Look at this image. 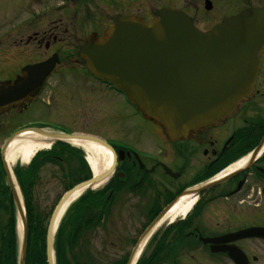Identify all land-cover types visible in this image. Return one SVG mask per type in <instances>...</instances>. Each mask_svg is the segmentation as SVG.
Wrapping results in <instances>:
<instances>
[{"label":"flooded vegetation","instance_id":"af4514ba","mask_svg":"<svg viewBox=\"0 0 264 264\" xmlns=\"http://www.w3.org/2000/svg\"><path fill=\"white\" fill-rule=\"evenodd\" d=\"M69 1L73 7L67 8L64 17L47 21L46 28L34 30L26 41L33 43L35 49L43 48L44 54L59 55L60 64L54 71L62 66L81 65L77 58H72L76 54L73 46L57 47L60 37L72 33L69 27L76 16L86 22L89 11L101 14L102 21L91 31L99 35L116 15L134 14L127 12L135 0H120L118 4L116 0ZM214 1L181 0L184 6L176 8L193 20L190 9L203 13L207 3L216 7ZM121 5L126 9L121 10ZM250 8L264 10V0L246 2L235 12L221 14L219 22ZM155 11L143 9L136 16L150 20ZM4 80L13 78L0 79ZM86 81L102 87L116 99L111 114L100 115L96 122L90 123L106 133L93 136L112 150L115 160L113 169L105 174L108 185L101 193L108 202L102 207L87 205L86 220L75 232L77 238L85 240L83 245L98 246L97 250L103 254L108 252L104 258H93L113 264H128L133 259L139 264H235V261L264 264V46L258 54L249 99L241 102L230 118L177 142H171L158 126L145 120L113 87L94 78ZM26 109L24 105L11 108L0 116L12 111L22 114ZM39 125L27 124L14 130ZM109 133L115 134L114 137ZM2 171L0 160V264H20L11 194L5 189ZM184 200L192 202L189 211L173 220L165 219ZM126 204L132 209L133 220L116 227V209ZM160 215L165 222L155 224ZM37 249L27 243L23 264H48L45 247L44 261Z\"/></svg>","mask_w":264,"mask_h":264},{"label":"water","instance_id":"95a60500","mask_svg":"<svg viewBox=\"0 0 264 264\" xmlns=\"http://www.w3.org/2000/svg\"><path fill=\"white\" fill-rule=\"evenodd\" d=\"M210 8L207 3L205 9ZM263 46L264 10H245L201 32L180 10L162 8L147 22L116 16L101 36L90 35L85 40L79 58L92 76L122 92L145 120L159 126L171 142H176L226 120L239 103L251 96ZM58 64L54 54L44 62L25 66L13 81L0 82V112L33 103ZM25 132L40 135L49 143L88 140L112 153L94 137L41 129L16 131L3 143L0 158L19 222L20 264L26 247V217L5 156L12 140ZM104 178L96 176L82 182L61 197L46 230L48 264H52L54 227L65 202L76 191Z\"/></svg>","mask_w":264,"mask_h":264},{"label":"rangeland","instance_id":"374dc122","mask_svg":"<svg viewBox=\"0 0 264 264\" xmlns=\"http://www.w3.org/2000/svg\"><path fill=\"white\" fill-rule=\"evenodd\" d=\"M256 1L215 0L216 7L213 5L212 12L202 10L203 13H201L190 10L194 25L199 30H206L219 21L221 14L235 12L241 9L246 2L255 3ZM119 2L120 0H116V4ZM131 2L133 3L129 5L130 11L127 13H134L133 15L141 14L143 9L150 8L155 11L161 7L162 2L178 7L184 6L181 0H152L150 3L135 0ZM69 7H73V3L69 0H0V79L14 78L25 65L50 56L49 53L44 54L43 48L35 49L33 43H26L27 38L34 30L44 28L47 21L64 17ZM120 9L125 10L126 6L121 5ZM120 9L118 10L116 6V12ZM88 15L86 22L77 16L72 20L69 27V29L72 28V33L66 37H60L61 42L57 47L64 49V47L73 46V52H77L78 47L90 35V32L95 30L97 24L102 21V16L97 11H89ZM63 56L61 53V57ZM72 58H77L76 54ZM86 79H89V76L81 66H66L65 68L62 66L55 71L38 98L39 100L29 105L22 114L12 111L0 116V146L16 127L27 124L45 125L67 134L74 132L98 136L106 134L98 125L90 123L91 121L96 122L100 115L105 117L111 114L112 104L116 102V99L110 92L103 90L102 87H96ZM113 135L115 134L109 133V136L114 137ZM64 193L63 185L59 182V170L48 167L42 171L39 184L34 190L35 209L40 214L49 212ZM135 205L133 202L132 206ZM128 207L129 205L126 204L116 209V220L111 218L112 222L116 221V227H123L128 222H132V209ZM116 233H120V230L116 229ZM84 241L83 238H78L75 243L74 257H77L76 260H88L98 264L109 263L93 258V256L104 258L108 252L105 254L99 252L97 250L99 247L96 245L97 248L89 247L92 249L90 251L88 245L82 244Z\"/></svg>","mask_w":264,"mask_h":264},{"label":"trees","instance_id":"16d2710c","mask_svg":"<svg viewBox=\"0 0 264 264\" xmlns=\"http://www.w3.org/2000/svg\"><path fill=\"white\" fill-rule=\"evenodd\" d=\"M48 167L59 170V182L65 191L91 177L83 153L61 142L54 143L48 151L37 153L26 167L16 166L13 169L23 198L27 222V243L29 247L39 248L37 251L41 254L43 261L46 226L52 209L45 214L38 213L33 203V194L39 184L42 171ZM101 193L102 191L98 193L87 192L65 212L55 235L56 264H98L88 260H76L74 248L77 241L75 232L80 230L82 223L86 220L85 207L87 205L102 207L105 202H108L106 196ZM88 196L89 198L85 200ZM11 217L14 223L13 209H11Z\"/></svg>","mask_w":264,"mask_h":264},{"label":"bare ground","instance_id":"6f19581e","mask_svg":"<svg viewBox=\"0 0 264 264\" xmlns=\"http://www.w3.org/2000/svg\"><path fill=\"white\" fill-rule=\"evenodd\" d=\"M69 143L72 147L78 148L83 151L85 160L94 176H101L109 169L111 164V154L109 151L88 140L73 139L70 140ZM50 146L51 144L49 143V141H46L44 137L32 132H25L12 140L7 148L5 161L10 170H12L14 165L19 163L20 165L25 166L37 153L48 150ZM104 183L105 180L99 181L92 185L91 188L98 189ZM14 184L16 186V189H18L15 180ZM83 190L84 189L76 191L65 202L59 213L54 230L60 222L68 206L80 197ZM191 204L192 202L190 200H184L183 202H180L174 207L172 211L168 213L165 219L173 220L177 215L184 214L190 208ZM165 219L162 220L160 224L162 222H165Z\"/></svg>","mask_w":264,"mask_h":264}]
</instances>
